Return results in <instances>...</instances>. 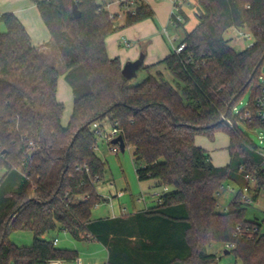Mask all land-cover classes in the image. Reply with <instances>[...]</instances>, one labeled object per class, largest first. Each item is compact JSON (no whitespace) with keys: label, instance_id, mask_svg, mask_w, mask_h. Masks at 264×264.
I'll return each instance as SVG.
<instances>
[{"label":"trees","instance_id":"trees-1","mask_svg":"<svg viewBox=\"0 0 264 264\" xmlns=\"http://www.w3.org/2000/svg\"><path fill=\"white\" fill-rule=\"evenodd\" d=\"M33 1L60 60H50L33 43L14 12L0 15L6 25L0 30V264L74 261L78 251L58 247L57 237L46 238L60 229L101 242L107 264H214L218 255L209 249L215 243L234 244L226 249L242 264H264L263 225L247 217L249 203L243 199L246 186L252 200L264 189V157L239 123L264 126L256 117L264 0H198V23L186 31L184 49L143 64L148 75L138 82L124 76L119 56L108 53L106 39L120 28L109 0ZM149 18H155L154 9L137 0L123 26ZM232 28L249 30L253 43L236 51L226 37ZM59 63L74 96L67 125L57 96ZM253 81L247 108L254 114L251 121H240L234 109ZM95 122L120 129L125 148L135 147L139 180L167 187L156 205L92 216L103 199L93 179L102 180L105 168L96 151ZM216 131L230 137V160L221 166L196 142L198 135L214 137ZM226 181L235 182L239 192L220 211L218 196ZM239 226L251 233H238ZM14 230L33 231V243L11 242Z\"/></svg>","mask_w":264,"mask_h":264},{"label":"rangeland","instance_id":"rangeland-1","mask_svg":"<svg viewBox=\"0 0 264 264\" xmlns=\"http://www.w3.org/2000/svg\"><path fill=\"white\" fill-rule=\"evenodd\" d=\"M152 2L153 9L157 12L159 18L165 19L166 27L160 25L158 18L155 17L147 20L148 22L142 24L141 31H135L133 34L126 33L122 35L120 32L127 28V26H123L126 19V8L120 5V0H115L108 8L111 12L121 14L115 20V25L120 28L112 33L117 44V52L119 50L120 54L124 56L123 52H129L131 48H134L135 51L138 50V56L135 60L141 58L142 55L148 54L144 60L145 65L150 60L158 61L160 56L165 58L172 53L174 45L177 46L181 43L186 31L192 30L198 23V0H185L183 3L182 8L188 19L184 20L181 26H177L171 20L174 5L173 0H152ZM149 23H151L152 28L149 26ZM0 30H6V25L2 21H0ZM240 31L244 32L247 30L241 28ZM240 31L239 28H232L226 33L229 44L236 51L244 50L254 41L253 37L250 39L245 38ZM125 40H128L131 46L125 44ZM116 56L118 55L116 54ZM57 66L60 69L57 96L58 100L65 105L62 122L64 125H67L73 112L74 96L72 87L65 78L64 66L60 65V63ZM261 73L264 75V65ZM147 75V70L142 68L133 82H138ZM168 76L170 77V75ZM255 86L256 81H253L245 90L236 104L234 113H238L248 106L254 94ZM251 112L254 114L253 110ZM239 123L242 124L243 130L264 153V126L250 127L242 122ZM105 126L108 131L112 129L109 123H106ZM229 140V134L225 131H216L214 137L198 135L196 139L201 146L207 147L213 153L215 164H226L229 161ZM96 151L105 162V168L103 179L96 182V189L103 196V199L92 210L94 218L132 213L145 207V202L149 206L157 204L159 195L165 192V187L157 186V180L155 179L142 181L138 179L136 173L138 163L136 161L134 146H127L124 150L118 146L114 150L109 141L99 137ZM223 184L225 187L231 185L233 190H221L218 196V208L220 211H225L239 192V186L235 182L226 181ZM247 217L249 219H258L262 223L264 230V189L259 191L258 199L252 200L247 206ZM53 237L58 238V247L78 251V256L83 259V264H107L108 251L101 242L94 239H77L69 231L63 229L46 234V238ZM9 240L18 246H30L34 241V233L31 230H14L9 233ZM209 250L210 252H217L218 258L214 264H242L236 260L234 254H225V247L222 244L215 243ZM62 264H73V261H63Z\"/></svg>","mask_w":264,"mask_h":264},{"label":"crops","instance_id":"crops-1","mask_svg":"<svg viewBox=\"0 0 264 264\" xmlns=\"http://www.w3.org/2000/svg\"><path fill=\"white\" fill-rule=\"evenodd\" d=\"M114 1L115 0L110 1V5ZM144 1L146 3H148L152 8H154L152 0H144ZM110 5L108 6V8L110 7ZM5 12H14L20 18V20L23 22V24L27 28L28 32L30 33L33 43L35 45H37L50 58V60H55L56 62L58 60H60V54H59L57 48L55 47V44L53 43V41H51V39H50L51 38L50 31H49L45 21L43 20L41 14H40V11L38 9L36 2H34L33 0H0V15L5 13ZM155 17L158 18V22L160 23V25H162L163 27H166L165 26V22H166L165 19H163V18L161 19V17L159 18L156 11H155ZM149 19H146V20L140 21L138 23H135L133 25L127 26L126 29H124L123 31H120V32L123 35L126 33L133 34V32H135V31H141L142 24H145L146 22H148L147 20H149ZM149 24H150L149 26L151 27V23H149ZM114 38L115 37H113V34H111L106 39V45H107L108 53L111 57H116V54H117L121 58L123 65L125 64V62L134 61L135 59H137L138 50L135 51L134 48H131L129 52H123L124 56L120 54L119 50L117 52V46H116L117 44H116ZM135 46L137 47L136 44H135ZM132 47H133V45H132ZM161 50L163 51V49H161ZM147 55L148 54H145V57ZM162 57L163 56H160L158 61H160L162 59ZM156 59H158V58H156ZM126 60H128V61H126ZM158 61L150 60L149 62H147L148 63L147 65L156 63ZM57 95H58V93H57ZM197 144H199V143L197 142ZM204 148L209 152L211 159H212V162L215 164L213 153L207 147H204ZM229 160H230V156H229ZM215 165L221 166V165H225V164H215ZM144 206L145 207H142L140 210H135L134 212L143 211V210L150 207L147 202L144 203ZM224 253L230 254L231 252L225 248ZM79 258L81 259V261L83 263V259L81 257H79Z\"/></svg>","mask_w":264,"mask_h":264},{"label":"built area","instance_id":"built-area-1","mask_svg":"<svg viewBox=\"0 0 264 264\" xmlns=\"http://www.w3.org/2000/svg\"><path fill=\"white\" fill-rule=\"evenodd\" d=\"M173 1H174V5H173V10H172L171 20H172V22H183L185 20V18H184V15L182 13V9H183L182 5L185 2V0H173ZM136 4H137V0H120V5L123 8H126V15H127V13H132V14L135 13ZM109 5H110V3L107 5V8H108ZM111 13L114 14L113 16L115 17L116 13H114V12H111ZM117 14L118 15L116 16V18L121 15L119 13H117ZM240 29L241 28H239V31H240ZM240 33L247 39H250L251 37H253L249 30L244 31V32L240 31ZM125 44H127L128 46L131 45V43L128 40H125ZM184 47H185V44H179L177 46L174 45L173 49L177 53H179V52H181L184 49ZM261 86H262L261 93L258 96L257 101H256V117L264 125V75H262V77H261ZM238 114H239V117H240V121L241 120H243V121H247V120L251 121L252 117H253L251 111L247 107L244 108L243 112L239 111ZM224 118L226 119L227 117L225 116ZM228 121L230 123H232L231 120L228 119ZM93 129H94L95 134H96V136L98 138L102 137L103 139L109 141L110 144H111V142L113 141L114 138H116L119 135H121L120 129L112 127V129L110 131H108V130H106V126L102 125L100 122H95L93 124ZM96 146H97V144H96ZM112 146H113V149L116 150V147H118L119 144L117 146H114V145H112ZM258 152L264 157V153L259 149V147H258ZM87 170H88V168H87ZM246 177L248 179H250L252 181V183L256 182V178H255L254 175L247 174ZM93 181H95V182L100 181L99 176H96L93 179ZM165 189L167 190V187H165ZM223 189L224 190L225 189L233 190L231 185H228L227 187H225V185L222 184V186L220 187V192ZM244 191H245V193H244L243 199H244L245 202L250 203L252 201V197H251V194L249 193V187L246 186L244 188ZM114 216H116V215H114ZM254 230H257V229H254ZM250 231L251 230H250L249 227H247V228H243L242 226L238 227V233L248 234V233H251ZM57 242H58V238L55 239V243H57ZM233 246H234V244H232V243L225 244V248H227V249H231V248H233ZM62 263H63V261H61V260H55V261H51L49 264H62ZM73 264H83V263H82L80 258H77V259H75L73 261Z\"/></svg>","mask_w":264,"mask_h":264},{"label":"water","instance_id":"water-1","mask_svg":"<svg viewBox=\"0 0 264 264\" xmlns=\"http://www.w3.org/2000/svg\"><path fill=\"white\" fill-rule=\"evenodd\" d=\"M73 13L75 17L81 16V11L78 8V5L76 2L73 4ZM145 55H142L141 58L135 61H129L123 66V74L128 79L135 78L138 75L139 70L141 69L142 65L144 64ZM114 144H119L122 150L125 149V141L122 135H119L118 137L114 138L112 141Z\"/></svg>","mask_w":264,"mask_h":264}]
</instances>
